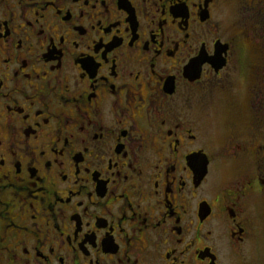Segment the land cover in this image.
Here are the masks:
<instances>
[{
	"label": "flooded vegetation",
	"instance_id": "obj_1",
	"mask_svg": "<svg viewBox=\"0 0 264 264\" xmlns=\"http://www.w3.org/2000/svg\"><path fill=\"white\" fill-rule=\"evenodd\" d=\"M0 264H264V0H0Z\"/></svg>",
	"mask_w": 264,
	"mask_h": 264
}]
</instances>
